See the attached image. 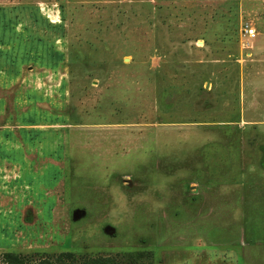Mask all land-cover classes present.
<instances>
[{
	"label": "rangeland",
	"instance_id": "rangeland-1",
	"mask_svg": "<svg viewBox=\"0 0 264 264\" xmlns=\"http://www.w3.org/2000/svg\"><path fill=\"white\" fill-rule=\"evenodd\" d=\"M66 250L264 264V0H0V264Z\"/></svg>",
	"mask_w": 264,
	"mask_h": 264
},
{
	"label": "trees",
	"instance_id": "trees-1",
	"mask_svg": "<svg viewBox=\"0 0 264 264\" xmlns=\"http://www.w3.org/2000/svg\"><path fill=\"white\" fill-rule=\"evenodd\" d=\"M29 132L30 131L28 130H19V128H3L1 130L3 136L13 137L16 134H19L23 139L25 138L24 135ZM137 252L138 254L148 255L149 259L152 258V253L149 251ZM1 262L3 264H122V262L114 256L90 255L82 252L77 253L72 250L60 251L58 253L35 252L31 254L5 251L1 255Z\"/></svg>",
	"mask_w": 264,
	"mask_h": 264
},
{
	"label": "built area",
	"instance_id": "built-area-1",
	"mask_svg": "<svg viewBox=\"0 0 264 264\" xmlns=\"http://www.w3.org/2000/svg\"><path fill=\"white\" fill-rule=\"evenodd\" d=\"M243 35L247 38V40L254 38L256 36L255 28L253 27L244 28Z\"/></svg>",
	"mask_w": 264,
	"mask_h": 264
}]
</instances>
